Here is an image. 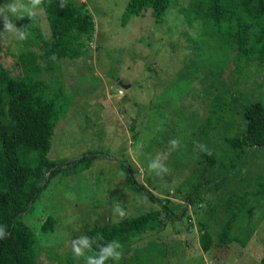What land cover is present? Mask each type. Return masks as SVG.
Returning a JSON list of instances; mask_svg holds the SVG:
<instances>
[{"label": "rangeland", "instance_id": "rangeland-1", "mask_svg": "<svg viewBox=\"0 0 264 264\" xmlns=\"http://www.w3.org/2000/svg\"><path fill=\"white\" fill-rule=\"evenodd\" d=\"M80 1L85 2L95 25L92 39L86 42L88 50L81 58L61 61L58 70L41 73L44 79L63 84L69 100L47 157L75 160L88 152L98 157L89 171L53 179L41 192L36 208L24 216V223L41 240L39 245H47L39 248L37 264H67V255H74L71 241L85 235L87 227L121 219L113 212L117 203L128 213L126 217L160 209L146 197L133 194L123 165H130L137 182L165 204H181L185 211L182 220L169 221L163 214L166 225L132 240L127 256L151 246L142 255L143 264H260L264 208L240 213L232 234L243 239V244L232 242L225 248L216 244L208 253L200 247L199 224L216 235L226 215L220 207H212L220 206L230 189L237 191V185L240 193L245 180L263 169L264 150L252 151L241 171L227 179L219 192L201 191L194 204L185 202L182 194L200 177L212 179L221 171L217 162L205 161L207 152L197 146L205 145L213 161L224 147L222 124L214 122L206 134L201 132L209 116L206 106L216 104L211 114L217 120L219 101L229 102L224 87L239 92V98L252 90L261 93L264 68L259 77L236 81L235 53L225 51L201 23H189L181 14L190 0H176L159 22L150 9L123 22L128 0ZM10 2L0 0V7ZM15 23L26 28L29 36L24 41L12 38L3 30L0 16V63L17 72L21 71L16 64L20 54L26 47L40 53L51 31L41 6L34 17L25 15ZM214 45H218L216 50ZM253 71L249 67L244 73ZM227 116H231L229 111L223 113V118ZM173 139L179 141V148L160 161L170 172L156 169L157 176L148 164L158 154H166ZM46 215L56 220L49 236L39 232Z\"/></svg>", "mask_w": 264, "mask_h": 264}, {"label": "trees", "instance_id": "trees-1", "mask_svg": "<svg viewBox=\"0 0 264 264\" xmlns=\"http://www.w3.org/2000/svg\"><path fill=\"white\" fill-rule=\"evenodd\" d=\"M175 2L128 0L123 22L140 16L147 9L151 10L155 21H162ZM59 4L60 0H44L41 5L51 31L50 40L42 41L41 52L36 53L26 47L20 54L19 63L16 62L21 71L7 69L0 63V225L7 228L5 238L0 239V264H37L39 248L47 245H39L41 240L24 223V216L36 208L41 192L53 179L59 175L73 177L89 171L92 162L98 157L90 152L75 160L56 161L47 157L57 122L69 100L63 84L58 80H46L41 73L44 69L58 70L61 61L81 58L88 50L86 42L92 39L95 29L93 17L84 1L67 0L64 9H60ZM181 12L189 23L198 22L206 27L222 43L225 51L235 53L236 81L248 76L254 79L261 75L264 68V0H190ZM216 47L218 45H214V50ZM53 54L56 57L54 60L51 59ZM249 67H254L251 75L244 73ZM260 87H263L261 93L252 90L251 94L242 98H239V92L224 87L229 102L225 98L219 101L217 120L211 114L216 104L206 106L209 116L201 132L206 134L214 122L222 124L224 134H220V138H223L224 147L217 152V161H213L212 155L208 154L205 155V161L214 165L217 162L221 171L212 179L201 180L200 177L197 183L191 184L182 194L185 202L194 204L201 191L219 192L227 179L241 171L252 151L264 150V82ZM225 111H229L231 116L223 118ZM123 169L133 194L146 197L150 202L158 204L160 209L125 217L116 223L87 227L85 235L101 236L99 244L112 240L122 244V259L119 262L109 260L106 264H143L145 257L142 255L151 246L133 251L127 256L132 251V240L149 231L163 228L167 223L161 218L163 214L169 221L182 220L185 211L181 204L171 201L165 204L143 184L138 183L130 165H123ZM238 188L237 185V191L230 189L223 203L212 207L213 210L220 207L226 215L216 235L199 224V243L204 253L215 248L216 244L225 248L232 242H245L233 235L232 231L241 212L252 214L264 208V167L254 177L245 180L240 193ZM55 226V218L46 215L39 232L49 236ZM95 251L98 249L93 245V251L86 252V255H92ZM83 261L84 257L67 255V264H82ZM260 264H264V257Z\"/></svg>", "mask_w": 264, "mask_h": 264}, {"label": "clouds", "instance_id": "clouds-1", "mask_svg": "<svg viewBox=\"0 0 264 264\" xmlns=\"http://www.w3.org/2000/svg\"><path fill=\"white\" fill-rule=\"evenodd\" d=\"M44 0H11L6 6L0 7V16L3 17V30L8 33L12 38L24 41L28 38L29 33L26 28H18L15 23V19L23 18L27 15L29 18L34 17L40 6L43 4ZM67 6V0H60L59 8L64 9ZM15 18V19H14ZM55 54L51 59H55ZM170 148L168 152L164 155L158 154L154 159H152L148 164L149 171H154L157 176H160V172H156L159 169L161 172L169 173L170 169L161 160H166L168 155L179 148L180 143L178 140L169 141ZM201 151L207 152L211 155V152L207 149L205 145L197 144ZM142 147V145H138ZM114 214L118 215L121 219L125 218L128 213L123 209L119 203H117L113 208ZM6 226L0 225V239L5 238ZM102 237L97 235L95 237H89L87 235H81L76 239L71 241V248L74 256L76 258H85V264H106L107 261L112 260L114 262H119L123 257V246L117 240H112L106 244H99L98 241ZM93 245H96L98 251L93 252L92 255H86V252L93 251Z\"/></svg>", "mask_w": 264, "mask_h": 264}, {"label": "built area", "instance_id": "built-area-1", "mask_svg": "<svg viewBox=\"0 0 264 264\" xmlns=\"http://www.w3.org/2000/svg\"><path fill=\"white\" fill-rule=\"evenodd\" d=\"M118 94H119L120 96H122V95H123L122 90H119V91H118Z\"/></svg>", "mask_w": 264, "mask_h": 264}, {"label": "water", "instance_id": "water-1", "mask_svg": "<svg viewBox=\"0 0 264 264\" xmlns=\"http://www.w3.org/2000/svg\"><path fill=\"white\" fill-rule=\"evenodd\" d=\"M249 150H250V148L248 149V151H249ZM46 180H47V179H46ZM46 180H45V182H46ZM45 182H44V183H45ZM30 206H31V205H30ZM30 206H29V208H30Z\"/></svg>", "mask_w": 264, "mask_h": 264}]
</instances>
